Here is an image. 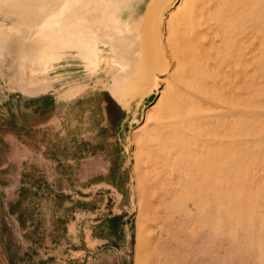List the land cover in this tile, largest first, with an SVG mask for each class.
<instances>
[{
    "label": "rangeland",
    "instance_id": "374dc122",
    "mask_svg": "<svg viewBox=\"0 0 264 264\" xmlns=\"http://www.w3.org/2000/svg\"><path fill=\"white\" fill-rule=\"evenodd\" d=\"M7 1L0 26L25 27ZM163 26L151 96L149 70L44 83L0 47L1 126L19 92L53 114L38 176L0 169L5 264H264V0H176Z\"/></svg>",
    "mask_w": 264,
    "mask_h": 264
},
{
    "label": "bare ground",
    "instance_id": "6f19581e",
    "mask_svg": "<svg viewBox=\"0 0 264 264\" xmlns=\"http://www.w3.org/2000/svg\"><path fill=\"white\" fill-rule=\"evenodd\" d=\"M174 1L8 0L5 11L19 16L25 27L0 26V47L40 74L44 83L50 70L72 64L91 72L101 63L109 64L130 80L149 70L146 82L153 83L151 96L164 82L162 77L156 81L157 74L162 76L166 70L164 53L159 55L156 49L163 50L164 16Z\"/></svg>",
    "mask_w": 264,
    "mask_h": 264
},
{
    "label": "crops",
    "instance_id": "0c3cea01",
    "mask_svg": "<svg viewBox=\"0 0 264 264\" xmlns=\"http://www.w3.org/2000/svg\"><path fill=\"white\" fill-rule=\"evenodd\" d=\"M22 94L19 92L12 99L14 105L11 119L12 129H6L0 123L1 147L2 144L4 145V137L8 135V132H11L13 136L12 163L9 162L10 159L7 163H4L3 160L0 164V169L12 166L13 177H18L19 179L26 175V172H28L30 178L34 177L33 173H37V168H40L42 163H44L43 161H46L45 144L37 141L45 130L43 127L47 125V121L53 116L52 113L49 116H45L44 113L39 112L36 109L37 101L31 99L33 98L31 96L23 97L27 98V100L23 99L22 101ZM0 122H2L1 119ZM4 152L6 153V150ZM36 176H38V173ZM5 258L6 250L4 242L0 238V264H5Z\"/></svg>",
    "mask_w": 264,
    "mask_h": 264
}]
</instances>
